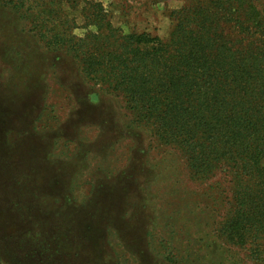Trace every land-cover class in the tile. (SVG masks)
<instances>
[{"label":"rangeland","instance_id":"rangeland-1","mask_svg":"<svg viewBox=\"0 0 264 264\" xmlns=\"http://www.w3.org/2000/svg\"><path fill=\"white\" fill-rule=\"evenodd\" d=\"M102 1L116 28L163 40L184 3ZM82 5L65 7L78 26ZM130 117L0 0V264H252L221 257L210 182Z\"/></svg>","mask_w":264,"mask_h":264},{"label":"trees","instance_id":"trees-1","mask_svg":"<svg viewBox=\"0 0 264 264\" xmlns=\"http://www.w3.org/2000/svg\"><path fill=\"white\" fill-rule=\"evenodd\" d=\"M2 1L123 102L129 130L148 129L210 182L221 257L240 248L264 264V0H183L166 40L116 28L102 0ZM81 4L78 26L65 7Z\"/></svg>","mask_w":264,"mask_h":264}]
</instances>
